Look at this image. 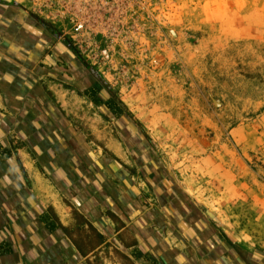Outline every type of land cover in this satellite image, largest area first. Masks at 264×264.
<instances>
[{
    "label": "crops",
    "instance_id": "crops-1",
    "mask_svg": "<svg viewBox=\"0 0 264 264\" xmlns=\"http://www.w3.org/2000/svg\"><path fill=\"white\" fill-rule=\"evenodd\" d=\"M79 86L95 87L66 38L0 0V264H262L108 96L99 113L112 128L82 125L81 100L61 91Z\"/></svg>",
    "mask_w": 264,
    "mask_h": 264
},
{
    "label": "rangeland",
    "instance_id": "rangeland-1",
    "mask_svg": "<svg viewBox=\"0 0 264 264\" xmlns=\"http://www.w3.org/2000/svg\"><path fill=\"white\" fill-rule=\"evenodd\" d=\"M16 1L93 79L87 93L61 89L81 100V124L112 128L99 113L108 96L165 172L264 264V0Z\"/></svg>",
    "mask_w": 264,
    "mask_h": 264
}]
</instances>
